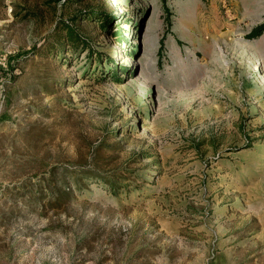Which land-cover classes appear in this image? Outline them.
I'll return each mask as SVG.
<instances>
[{
    "label": "rangeland",
    "instance_id": "1",
    "mask_svg": "<svg viewBox=\"0 0 264 264\" xmlns=\"http://www.w3.org/2000/svg\"><path fill=\"white\" fill-rule=\"evenodd\" d=\"M88 8L130 33L78 22L116 77L52 54ZM262 24L264 0H0V264H264Z\"/></svg>",
    "mask_w": 264,
    "mask_h": 264
},
{
    "label": "trees",
    "instance_id": "2",
    "mask_svg": "<svg viewBox=\"0 0 264 264\" xmlns=\"http://www.w3.org/2000/svg\"><path fill=\"white\" fill-rule=\"evenodd\" d=\"M63 0H56V2L60 3ZM65 1H73V0H65ZM167 0H163L164 4H166ZM26 13L22 17V12H18V5L13 2L12 3V13L15 18H29L30 16H35L34 13L26 7H24ZM166 10L167 5H166ZM79 15L77 14L73 21L71 23L65 22L62 23L59 30H58V36L56 37V45L54 49H52V54L55 56L59 54L58 59L61 60L62 64H71L73 62V59L75 56L80 55L81 53L88 52V59L90 62H95L98 60L100 69L103 71V73L106 74L107 70H111V72L108 74L110 77H116L118 76L117 74L119 71L125 72V69L123 67L119 66L116 63L109 64L106 63L102 59V55L99 56V51H96L95 46L93 45L94 42V37L87 34L83 29H81L80 26H78V22L80 21L81 17L84 16L85 20L93 22L92 24H96V28L102 31L109 32V34L115 38L116 43L118 44L119 47H125L127 43H129V34L127 31H125L122 28V25L120 26L117 25L115 22L117 20V17L114 15L113 12H108L106 13L105 11L97 8H88L86 11H78ZM21 14V15H20ZM115 31L113 32V30ZM264 33V24L257 26L254 28L248 35V39H256L259 38L263 35ZM164 45L163 43L161 44L159 54L163 52ZM134 46L129 47L128 52L129 54H133L134 51ZM68 54V55H67ZM70 54L72 57H69ZM88 176H91L86 173V175L83 174H78L75 177H73V182L75 185L78 187L82 188L85 178ZM100 179L106 180L105 184L109 188H111L113 191H116L118 186L122 185V181L128 180V176L126 175H117V174H112V175H98ZM107 176V177H106ZM50 182V180L48 181ZM127 186V185H124ZM57 194V193H56ZM56 194H50L51 196H60L61 194L58 193Z\"/></svg>",
    "mask_w": 264,
    "mask_h": 264
}]
</instances>
